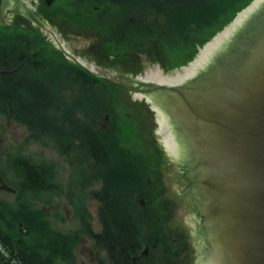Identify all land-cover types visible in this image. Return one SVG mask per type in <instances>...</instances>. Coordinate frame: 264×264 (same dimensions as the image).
<instances>
[{
	"label": "rangeland",
	"instance_id": "1",
	"mask_svg": "<svg viewBox=\"0 0 264 264\" xmlns=\"http://www.w3.org/2000/svg\"><path fill=\"white\" fill-rule=\"evenodd\" d=\"M27 2L33 7L37 5L39 9L55 12L50 22L56 31L65 33L63 36L68 46H73V42L78 41L80 37L79 34L73 33V30L69 31V28H66L68 20H78L79 25L83 27L94 25L99 27L101 25L103 28L105 27V33L111 31L112 53L117 47L119 52H127V57L123 63L120 62L121 60L112 63L104 62L106 68L110 69V73L107 72V74L112 75L115 80L128 83V85H130L131 79L144 76L152 69L160 68L164 75H176L178 71L184 72L181 67L188 66V63L197 56L199 49L232 21L200 45L184 48L183 42H170L166 33L159 36L164 38L162 42L151 47L146 41L143 45L136 44V41H129V38L119 33L121 27L131 19L129 17L134 15L127 11L121 12L118 6L115 12H112L110 9L108 10L109 5L105 2L53 0L52 7H48L45 0H29ZM134 10L142 11L140 14L146 13L151 23L155 25L165 21L164 10L156 9L154 6L142 3L134 6ZM139 16L137 15V17ZM83 19H88V23L83 21L81 23L80 20ZM103 19H109L110 23L105 25L102 23ZM18 23L15 32L26 36L27 30H30L31 26L24 19L19 20ZM9 28L8 40L11 41V34L14 30H12V26ZM35 30L37 32V29ZM38 31L40 32V30ZM94 34L93 32L82 34L81 38L96 44L99 34L96 32ZM192 35L194 33L188 34L189 38ZM156 36H158L157 32ZM154 37L151 34L147 39L152 40ZM51 45L52 43L48 44L50 48H52ZM102 63L103 61L98 64ZM54 84L59 85L58 82ZM66 85L65 82L64 93H62L65 100L63 104L66 108L58 111L57 98H53L52 101L51 98H48L47 108L44 107V133L32 132L30 126L18 121L16 115L0 114V228L2 227L4 232L8 233L6 229L18 221L13 217L14 213L26 210L36 215L31 219L38 226L39 223L45 222L51 233L55 232L57 236H64L71 241L75 240L73 247H69L66 252L68 259L73 257L70 264H110L107 251L95 244L94 237L101 232L98 216L100 203L94 195L102 191L103 187L102 180L97 176L99 165L96 166L93 160L85 157V150L79 148L81 142L77 137L73 140L70 137L71 132L73 131L75 134V130L80 126L90 127V124L93 123L94 129L104 130L102 132L113 137L114 142L117 141V145L125 149V153L127 150V153L130 154L129 156L127 153L124 155L127 156L128 162L134 164L136 174L142 180L140 189L151 191L152 185L156 186L157 183L161 185V188L154 189L156 199L153 197L145 199L150 201L146 216L148 223H152L151 215L158 216L157 208H160L163 210L162 231L169 232L171 238L179 234L182 239L181 241L178 236L175 238L178 245L173 249L181 254L182 260L173 257L167 259L163 253V243L160 242L157 248L152 249L151 247L149 255L138 263L196 264L194 254L187 244L188 240L186 241L187 227L185 224H190L189 213L182 204L181 198H178V191L168 173L163 150L156 141L159 137L155 134L156 126L151 123L152 113L148 111L144 98H140L139 93L124 91L113 88V86L97 93H93L94 89L91 87H82L79 93V111L73 113L67 111V107L72 108L73 98L69 96ZM69 88L72 91L74 87L70 84ZM90 100L91 103H88ZM97 102L99 106L96 105ZM107 114L109 119L105 118ZM121 119H123V124L120 126ZM78 120L80 125L77 123ZM102 124L105 126L100 128ZM78 131L80 132V129ZM82 133H84L83 130ZM20 158L27 159L37 165L47 166L52 171V179L49 181L54 184L55 190L21 192L16 198V193H13L10 187L17 186L18 177L15 173H22L21 170L25 172L22 164L19 163ZM144 162L147 163V170ZM16 164H18V171L15 170ZM134 194L136 203L144 206V201L143 203L138 201L139 192L136 191ZM27 225L33 235H40L37 234L40 231H37L35 225ZM155 239L156 237H152L149 242H144L140 251L145 249L146 244L151 246ZM179 246L180 248H178ZM60 264H67V261H61Z\"/></svg>",
	"mask_w": 264,
	"mask_h": 264
},
{
	"label": "water",
	"instance_id": "2",
	"mask_svg": "<svg viewBox=\"0 0 264 264\" xmlns=\"http://www.w3.org/2000/svg\"><path fill=\"white\" fill-rule=\"evenodd\" d=\"M255 1L206 42L188 66ZM14 12L40 23L27 0H0V27L9 23ZM251 23L252 19L239 30L249 34L238 45L246 49L240 63L221 64L205 74L198 71L196 77L179 85L183 94L177 86L164 92L144 91V95H150L166 150L188 163L195 154L196 163L201 164L205 187L202 209L207 208L209 215L208 232L201 242L204 245L208 240L212 245L200 256L205 264H264V22L262 28L259 23L250 26ZM253 34L255 39L250 42ZM150 84L166 88L164 84L141 82L143 86ZM177 124L183 127L184 140L175 136L173 125ZM164 157L168 173L180 191L182 181L173 159L165 153Z\"/></svg>",
	"mask_w": 264,
	"mask_h": 264
},
{
	"label": "trees",
	"instance_id": "3",
	"mask_svg": "<svg viewBox=\"0 0 264 264\" xmlns=\"http://www.w3.org/2000/svg\"><path fill=\"white\" fill-rule=\"evenodd\" d=\"M87 1L90 3L105 2L109 5L108 10L110 9L112 12H115L118 6L121 12L127 11L134 15L129 17L131 19L127 20L119 30L120 34L122 33L123 36L129 38V41H136V44L139 43L140 45L148 42L147 44L151 47H155L164 39L159 36L167 33L170 42H183L184 48H187V46L193 47L206 42L229 23L235 14L251 0ZM142 3L164 10L165 21L155 25L151 23L146 13L140 14L142 11L134 10V6ZM137 15L140 16L137 17ZM11 26L12 24L0 27V52L1 48H9L8 30ZM150 31L152 33H149ZM156 32L158 36H156ZM190 33H194L191 38L188 36ZM151 34L155 36L154 39H147L148 35ZM112 86L119 88L116 85ZM44 100H48L47 97L44 99V83L31 80L14 81L10 74L0 75V114L16 115L18 121L27 123L32 132L44 133ZM88 103H91V100ZM96 105L99 106L98 102ZM102 131L104 130L82 125L75 130V134L72 131L70 136L72 140L77 137L78 141L81 142L79 148L85 150V157L93 160L96 166L99 165L97 176L102 180L103 187L102 191L94 195L100 203L98 216L102 230L94 236L95 244L107 251L110 264H132V257L138 254L144 242H149L152 237H156L166 246V252L163 250L166 258H172V249L169 247V232L162 231L163 219L161 216L163 210L157 208L158 216H150L152 223H148L146 217L150 201L145 199L149 197L156 199L154 189L157 190L158 188L157 181L155 180L156 186L151 184V191L140 189L142 180L137 176L134 164L128 162L126 158L130 154L126 150L128 155L125 156V149L118 146L113 137ZM19 163L25 170V172L21 170L22 173H19L25 184H30L31 181L35 184L37 171L41 170L42 172L44 170L45 172L48 169L47 166L31 163L24 158H20ZM144 164L147 170V163L144 162ZM15 170L18 171V164L15 165ZM43 177L40 174L39 181L43 180ZM136 191L139 192L138 201L140 203L144 201V206L134 200ZM13 217L17 218L18 221L29 219L31 221L24 222L37 225L31 219L35 218L36 215L26 210L14 213ZM39 226L42 230H39L40 232L37 234H44V264H58V261L60 264L64 260L70 264L73 257L68 259L66 252L69 247H73L75 240L71 241L64 236H57L55 232L51 233L45 222L39 223ZM178 257L182 260L181 254L173 258Z\"/></svg>",
	"mask_w": 264,
	"mask_h": 264
},
{
	"label": "flooded vegetation",
	"instance_id": "4",
	"mask_svg": "<svg viewBox=\"0 0 264 264\" xmlns=\"http://www.w3.org/2000/svg\"><path fill=\"white\" fill-rule=\"evenodd\" d=\"M52 1L53 0H45V3H47L48 7H52ZM262 6L255 11V16L252 18L250 26H255L254 24L259 23L260 28H262L261 25L264 22V4ZM12 7L14 9H18L16 4H13ZM31 8L32 13L36 16L40 23L34 22L21 12L12 13L9 24H12V30L14 31L11 34L9 48H1L0 75L10 74L14 81L18 80L24 82L31 80L40 82L41 84L44 83V99L47 97V99L51 98L52 101L53 98H57L56 103L58 111L66 108L63 104V102H65L63 97L64 94H62L64 93L65 82L67 84L66 87L68 88L69 96L73 98L72 108L67 107V111L73 113L79 111V93L80 88L82 87H91L94 89L93 93H97L107 90L112 85H116L124 91L141 93L142 91L150 92L151 90H162L164 92L167 91L168 87L176 86L163 85V88L166 87L165 89H159V87L155 84L143 86L140 85L142 76L131 79L130 85H128V83L115 80L112 75L107 74V72L110 73V69H108L109 67L106 68V63L104 62L107 61L112 63L121 60L120 62L123 63V60L127 57V52H119L116 47L114 48V53H112L111 31L105 33L106 29L101 25L99 27L96 25L83 27L79 25L78 20H68V27L66 28H69V31L73 30V33L80 35L78 38L79 40L73 42V46H68L63 36L65 33L58 30L56 31L55 27L50 22V20L53 19L55 12L39 9L37 5L35 7L31 6ZM104 13H106V11H104ZM21 19L27 21L29 23L28 25L31 26L30 30H27L26 36H21L18 32H15L17 31L19 25L18 22ZM82 21L88 23V19L80 20L81 23ZM102 23H105L106 25L107 23H110V20L103 19ZM35 29H37V32ZM38 30H40V32ZM89 32H93V35H95V32L99 34V40L96 44L91 41H85L83 37L81 38L82 34H87ZM243 32L244 31L238 33L236 37H233L226 49L219 50L213 54L211 64L206 67L205 71H202L204 72L202 74L213 71L221 64L222 66L225 64L230 65V63L237 64L244 60L246 49L240 48L238 45L241 41L248 39L249 34L244 35L242 34ZM237 39H240L239 42L236 41ZM254 39L255 37L253 34L250 38V42ZM51 43L53 45H51L52 48L48 46V44ZM101 61H103V63L98 64ZM158 71L163 74V72L160 71V68H158ZM181 72L183 71H180L179 73ZM57 82L59 85L54 84ZM70 84L74 87L72 88V91L69 88ZM177 90L183 94V87L177 86ZM143 98L147 104V108L150 109L151 102L145 95H143ZM47 103L48 100H44V107ZM105 118L109 119L108 114ZM77 123L80 125L79 120ZM151 123L153 126H156L155 134L159 136L158 140H156L157 143L160 144L163 152L173 159L171 160L175 164L177 177L182 181L181 190L178 191V198H181L183 201V203H181L189 213L188 219L190 224H185L187 227L186 241L188 240L187 244L194 254L195 263L197 264L199 257L203 254V251L208 250L209 252L212 247L210 241L208 240L204 245L201 242L202 238L205 239L208 232L206 221L209 216L207 208L204 210L202 209V200L205 199V194L203 189L204 177L202 176V172L199 168L201 164L196 163L195 154L191 163L177 160L175 156L166 150V147L162 142V136L158 132L160 125L157 120V114L153 116ZM122 124L123 119L119 121V125L121 126ZM93 126V123L90 124V127ZM104 126L105 125L102 124L100 128H103ZM173 128L175 136L178 140L181 141V138L184 140L185 138H183L182 135L183 127L177 124L173 125ZM192 152L194 153V151ZM38 174H42L44 176L43 180L39 181ZM15 175L18 177V183H16L17 186H11L10 189L13 193H16V198L19 197L21 192L30 193L31 191H51L54 189V184H51L49 181L52 179V171L49 170V168L45 172L44 170L42 172L41 170L37 171V176H35L36 180L34 182L35 184H33L32 181L30 184H25L21 180L19 173H15ZM198 182L201 184L198 185ZM159 188H161L160 184L158 185V189ZM141 203H143V201H141ZM24 221L29 222L31 220L25 219L23 221H17L16 224L13 223L14 225L6 229L8 233L4 232L2 227L0 228V264H44V234L36 236L33 235L30 227ZM99 224L102 230L101 222H99ZM35 226L37 231L42 230L40 226ZM177 236L181 239L179 234L174 235V238L169 236V247L172 249L173 257L179 255L178 252L173 250L174 247L177 248L178 245L175 240ZM179 242L182 244L180 240ZM159 243L160 240L156 238L155 242L151 246L146 244L144 250H141L136 256L132 257V264L146 258L149 255L150 248H157ZM178 248H180V246ZM164 251L166 252V246H164ZM176 263L177 262H174V264Z\"/></svg>",
	"mask_w": 264,
	"mask_h": 264
},
{
	"label": "bare ground",
	"instance_id": "5",
	"mask_svg": "<svg viewBox=\"0 0 264 264\" xmlns=\"http://www.w3.org/2000/svg\"><path fill=\"white\" fill-rule=\"evenodd\" d=\"M263 4L264 0H256L255 4L249 10L240 14L232 27L227 28L219 37L216 38V40L207 45L201 51L199 57L194 62H192L190 66L186 67L184 72L177 73L176 75H163L158 71V69H152L141 77L140 83L147 82L179 86L184 82L196 77L198 71H205L206 67L211 64L214 53L219 51L221 47L227 46L232 41L233 37L238 35L239 30L250 24L253 14L258 9L256 7L259 6L260 8ZM143 95V91L139 93L140 98H143ZM145 96L151 102L150 95ZM148 111L152 113L153 118L154 111L152 103L150 109L148 108ZM197 264H205L204 257H199Z\"/></svg>",
	"mask_w": 264,
	"mask_h": 264
}]
</instances>
